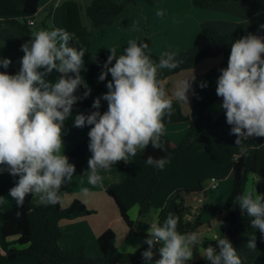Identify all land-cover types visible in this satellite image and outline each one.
<instances>
[{"label":"clouds","instance_id":"1","mask_svg":"<svg viewBox=\"0 0 264 264\" xmlns=\"http://www.w3.org/2000/svg\"><path fill=\"white\" fill-rule=\"evenodd\" d=\"M156 15L163 17L165 13L158 10ZM260 28L264 29V25ZM74 38V33L64 29L35 31L21 45L24 55L19 71H0V173L18 177L9 190L17 208L23 207L30 194L45 206L61 202V189L75 174V164L63 154L64 125L73 115V106L89 96L91 89L81 75L82 70L86 71V49L70 46ZM147 48V43L131 40L120 55L116 48L110 49L99 75V81L111 75L107 92L94 98L95 110L90 114L75 115L74 127L92 126L88 132L92 155L86 174L93 187L102 184L101 172L121 161L127 163L149 145L164 150V120L173 114V101L158 72L173 70L179 62L171 53H165L157 62L146 52ZM11 63L9 58H0L4 69ZM53 70L59 73L54 83L46 79ZM219 71L216 95L222 98L230 135L237 137L235 145L245 153L243 140L264 137V37L249 33L236 39L231 44L227 67ZM189 81H182L174 93L186 103ZM82 86L87 91L83 96L76 95ZM206 86V82H201L200 87ZM102 100L107 102L103 112ZM145 163L162 170L169 157L149 155ZM81 192L87 195L89 188L81 187ZM3 203L4 197H0V204ZM234 203L251 218V227L264 235V195L258 194L255 186L246 187L235 196ZM177 226L178 217L172 212L163 223L157 221L149 226L144 241L148 248L141 253L145 264H186L193 259L198 236L181 233ZM215 239V246H207L201 254L209 264H242L226 236ZM246 246L256 250L255 233ZM157 252L159 258L153 260Z\"/></svg>","mask_w":264,"mask_h":264},{"label":"trees","instance_id":"2","mask_svg":"<svg viewBox=\"0 0 264 264\" xmlns=\"http://www.w3.org/2000/svg\"><path fill=\"white\" fill-rule=\"evenodd\" d=\"M8 1L19 9L25 18L22 20H1L0 37L17 41L19 52L23 53L21 45L31 39L33 33L31 26L27 24V20L33 19L42 0ZM135 1L123 0L120 3H115L111 0H91L85 9V13L89 18L90 25L95 29H100L112 25L125 7L130 3H135ZM144 1L149 2L150 0ZM231 1L246 2L248 0H195L193 5L198 9H206L220 2ZM48 20L50 21L49 30L56 28L74 33L75 38L70 41V46L86 49L84 57L86 71L82 70L81 75L88 88L91 89V94L79 100L73 106V115L65 122V135L63 136V141L66 144L64 155L69 158L70 163L75 164V176L83 171L87 155H92L88 149V132L92 126L74 127V118L78 113L88 115L95 110L92 108L93 100L102 95L99 75L108 56L111 54L110 49L112 48H103L96 53L90 51L89 33L81 23L80 7L73 1L63 2L55 7L48 15ZM260 25H264V21L234 33L219 32L211 27L202 28L190 49L177 55L173 54L179 62V66L173 70H159L158 78L163 82L172 75L194 68L204 59L221 57V61L205 75L217 79L220 75L219 70L227 67L231 44L236 39L249 33L264 37V29H261ZM137 42L147 43L146 52L150 54L153 60L159 62L161 56L154 55L149 51L150 39L142 38ZM127 46L128 44L117 49V55L122 54ZM7 72L9 74L14 73L13 71ZM58 77L59 73L53 70L46 79L54 83ZM85 91L87 89L82 86L77 90L76 95L83 96ZM171 100L173 101V114L171 118L165 117V127L185 123L188 125L185 136L174 147H170L168 140L162 136L163 151L153 149L149 145L144 152L132 157L131 162L121 161L113 165L111 169L125 174L126 177L124 181L111 184L106 189L107 196L114 201L119 215L128 229L129 237L141 240L142 243L139 249L130 253L117 252L115 234L112 230L107 229L96 240L100 252V257L96 259L87 257L82 247L70 252L61 250L59 240L62 231L59 227V221L87 216L91 212L78 200H73L64 209L60 207L59 202L47 206L40 203L36 208L28 210L26 205L29 202L30 194L26 197L22 208H17L14 200L7 204H0V262L13 261L18 256H31L38 264H143L145 261L142 259L141 253L148 248V245L144 243L147 233L136 231L128 212L137 206L139 216H145L152 206L151 197L153 190L159 183V179L156 173L157 168L148 166L145 163L147 156L151 155L155 158L168 156L170 162L176 157L195 150L204 142L211 141L217 144L235 145L237 139L235 135H230L231 126L226 123L225 110L210 122L201 119L211 100L194 104L188 115L182 113L178 100ZM242 144L245 146L246 152L230 162L231 191L224 203L221 205H203L198 209L194 219L189 222L185 220L189 208L185 206L184 199L178 194L174 214L178 217L177 230L184 234L189 231H197L202 226L201 217L203 216L212 218L223 216L218 227V237L226 236L230 240L241 257L242 264H253L259 255L264 256V235L258 229L251 227V218L248 217L246 212L241 213L239 205L234 203V198L244 191L249 175L259 178L264 187V137L249 138L243 140ZM17 179L18 177L14 178L7 172L0 173V197L9 194L10 188L14 186ZM65 185L60 192L61 200ZM198 191L186 190L182 192L189 195ZM18 211L20 212L19 216H17ZM167 215L166 212L160 211L157 221L163 223ZM254 233L257 247L253 251L246 245L249 237ZM215 244L216 239L204 240L202 247L205 249L207 246H215ZM206 261V259H202L190 264H203Z\"/></svg>","mask_w":264,"mask_h":264},{"label":"crops","instance_id":"3","mask_svg":"<svg viewBox=\"0 0 264 264\" xmlns=\"http://www.w3.org/2000/svg\"><path fill=\"white\" fill-rule=\"evenodd\" d=\"M66 1L80 4L79 0H42L38 12L32 20L34 21L35 17L41 12L48 19V15L53 9ZM81 1L83 5L85 4L86 8L91 0ZM111 1L120 3L123 0ZM194 1L150 0L147 2L136 0L135 3H130L125 7L112 25L100 29H95L91 26L94 31L85 27L90 37V51L96 52L103 48L120 49L131 40L138 41L142 38H148L151 41L149 47L150 53L157 56H162L167 52L177 55L191 48L198 32L202 28L211 27L219 32L234 33L248 29L264 21V0L220 2L206 9L196 8L193 5ZM158 10H163L165 15L158 17L156 15ZM23 18H25L23 13L8 0H0V21L9 19L22 20ZM17 51H19L17 41L0 37V52H10V56L12 57L11 65L7 69L0 67V71H13V74L19 71L21 66L19 62L24 53L19 52L22 56H18ZM220 61L221 57L204 59L194 68L179 72L163 81L168 98L179 101L184 115L190 113L194 104L208 100H211V103L202 114L201 119L203 121L210 122L224 111L221 107L222 98L215 97L217 79L205 76ZM184 80H190L191 84L187 92V103L174 95L178 86ZM201 82H206L207 86L204 88L200 87ZM106 110L104 109L103 111ZM187 129L188 125L185 123L167 126L165 127L163 136L168 140L170 147H174L185 136ZM243 147L245 148V146ZM65 149L66 144L64 143L63 154ZM241 154V146L239 145L217 144L207 141L195 150L174 158L165 165L164 169H157L156 173L159 183L153 190L151 197L152 206L148 213L145 216H139L137 206L128 212L136 231L147 233L149 226L157 222L160 211H164L167 214L169 212L174 213L178 194L184 199L185 206L189 208L186 220H192L198 213L195 211L197 205L189 207L187 204L188 196L182 191L199 190L203 187V180L211 176L217 177L220 180H229L231 172L230 162ZM90 157L91 154H88L83 171L73 176L72 181L65 185L60 207L64 209L73 200H78L83 203L91 214L59 221V227L62 231L59 247L61 250L67 252L82 247L87 257L96 259L100 257L96 240L102 232L110 229L115 234V248L117 252H134L141 247L142 242L139 238L129 237L128 229L121 219L114 201L106 194V189L109 185L124 181L126 176L115 169H110L107 172H101V175L104 177L102 184L93 187L88 184L86 174ZM132 160L133 158H130L127 163ZM249 182L250 187H256L258 194L264 195L263 183L259 178L249 175L247 184ZM81 187L89 188V193L87 195L83 194ZM219 188L220 186L215 192ZM227 194L226 192L219 194L217 192V195L213 198L206 197L203 205H221L229 196ZM31 199L33 200V206L28 208V205H26L28 210H32L40 204L38 197L32 198L31 195L29 201ZM188 199L190 202H194L191 197H188ZM222 217L212 218L203 216L201 217L202 226L197 231H189L187 233L196 234L198 236V243L193 247V259L187 261L186 264L196 263L204 259L201 256L204 249L202 242L204 240H215L218 237V227ZM154 252H156V248ZM158 258L157 252L153 260ZM0 264L38 263L31 256H18L13 261L0 262ZM203 264H209V262L206 261ZM253 264H264V256L259 255Z\"/></svg>","mask_w":264,"mask_h":264},{"label":"rangeland","instance_id":"4","mask_svg":"<svg viewBox=\"0 0 264 264\" xmlns=\"http://www.w3.org/2000/svg\"><path fill=\"white\" fill-rule=\"evenodd\" d=\"M80 2V4L78 5L79 7H80V20H81V23H83L82 25L84 26V27H87V28H89V30H91V31H94V29L91 27V25H90V21H89V18L87 17V15H86V13H85V4L83 5V3H82V1L81 0H79ZM90 4V3H89ZM88 4V5H89ZM87 5V6H88ZM86 6V7H87ZM35 23H36V25L35 26H31V30L33 31V32H35V31H38V30H49V28H50V22H49V20L47 19V18H45V15L41 12V13H39L38 14V16L37 17H35ZM18 52V56H22V55H20V53H19V51H17ZM97 52V51H96ZM96 52H92V53H96ZM4 57H6V58H9V59H11L12 60V57L10 56V52L8 53V52H0V58H4ZM17 58V57H16ZM15 58V59H16ZM20 63V62H19ZM18 67V66H17ZM108 80H111V75L109 74L108 75V77L106 78V80L105 81H100V84H101V87H102V94L103 93H105V92H107V88H106V84H107V82H108ZM101 108H100V110L101 111H103L104 109L106 110L107 109V102L106 101H101ZM172 141H173V139H172ZM212 177V176H211ZM209 178L210 177H207V178H205V180H203V187H206V185L208 184V180H209ZM217 178V177H216ZM250 182L248 183V184H246L245 185V187H250ZM219 186H220V188H219V190L217 191L218 192V194L219 193H224V192H226V193H228L227 194V196L228 195H230L229 193H230V189H231V179H230V177H229V180H227V179H223V180H221L220 181V184H219ZM218 186V187H219ZM217 192H215V190H211V191H207L206 193H205V195H204V198H203V203H204V200H205V198L207 197H209V198H213L214 196H216L217 195ZM188 197H190V195H187ZM4 197V203L3 204H7V203H9V202H11L13 199L10 197V195L9 194H7V195H5V196H3ZM31 197V196H30ZM188 197H187V200H188V202H187V204L189 205V207H194L195 205H197L195 202H190L189 201V199H188ZM33 198V197H32ZM224 203V202H223ZM27 205H28V208H31L32 206H33V200L31 199L30 201H29V204L27 203ZM190 222V221H189ZM87 256V255H86ZM91 259H95V258H91Z\"/></svg>","mask_w":264,"mask_h":264},{"label":"built area","instance_id":"5","mask_svg":"<svg viewBox=\"0 0 264 264\" xmlns=\"http://www.w3.org/2000/svg\"><path fill=\"white\" fill-rule=\"evenodd\" d=\"M27 24L29 26H34L35 25V23H34V21L32 19L27 20ZM220 181L221 180L219 178L210 177L206 187H201L198 192L189 194L190 197L192 198V200L197 204V207H196L195 211L198 212V209L203 206V198H204L205 193L207 191L216 190L218 188L219 184H220ZM185 220H186V216H185ZM192 220L190 219V220H186V221H192Z\"/></svg>","mask_w":264,"mask_h":264}]
</instances>
